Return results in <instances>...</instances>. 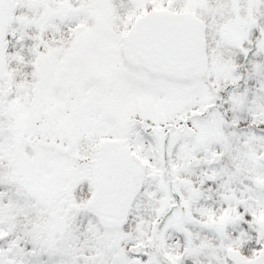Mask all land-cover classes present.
Masks as SVG:
<instances>
[{"label": "snow or ice", "instance_id": "obj_1", "mask_svg": "<svg viewBox=\"0 0 264 264\" xmlns=\"http://www.w3.org/2000/svg\"><path fill=\"white\" fill-rule=\"evenodd\" d=\"M0 264H264V0H0Z\"/></svg>", "mask_w": 264, "mask_h": 264}]
</instances>
